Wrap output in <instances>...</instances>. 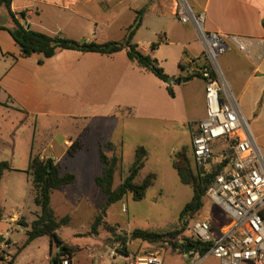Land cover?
<instances>
[{"label":"crops","instance_id":"0c3cea01","mask_svg":"<svg viewBox=\"0 0 264 264\" xmlns=\"http://www.w3.org/2000/svg\"><path fill=\"white\" fill-rule=\"evenodd\" d=\"M187 2L196 14H205L207 31L262 42L261 59L256 57V51L251 56H246L230 46L228 51L219 57L218 62L264 154V29L261 24L264 19V0ZM175 7L176 0H12L11 3V11L14 14L24 12L26 17L23 24L33 31L51 37L97 44L123 41L127 28L134 18L140 15L141 24L133 36L132 44L143 54L155 59L164 73L173 79L172 83L178 77L191 76L188 69L199 67L204 61L201 45L191 26L181 24L182 34L172 32V25L179 23L174 16ZM102 14L111 18L102 22ZM97 25H103L104 31H99ZM143 28H147L150 36L159 37L160 42L154 50L150 47L152 41H147L146 47H142L137 40L138 33ZM175 44V50L163 52L164 47ZM39 59L40 56L37 55L23 57L8 32L0 30V62L6 65L0 73V109L16 113V126L19 128L33 122L31 135L26 136L28 138L24 148L26 165H13L12 155V170L5 172L0 182L11 172L26 175L25 168L30 163L31 154L39 155L40 158L52 159L59 167L61 176L73 175V183L61 187L68 189L62 190L63 202H84L88 197L77 189L75 174L60 172V160L64 156L72 157L82 151L85 131L79 133V122L85 125L92 120L115 119L117 109L121 107L129 108L130 111V108L139 105L158 111V104L164 99L166 84L130 61L125 50L112 55L58 50L52 58L42 64L38 63ZM180 63L183 68H180ZM182 84L188 87V98L196 113L192 122L197 123L205 117L204 84L199 76ZM134 100L136 102L132 103ZM63 127L64 130L78 133V136L73 138L65 132L61 133L60 128ZM189 128L191 131L195 127ZM29 129L28 127V132ZM74 142L79 144V149L70 155L68 150ZM11 144L9 146V143H6V146L0 147V153L10 149L14 154L17 149L15 140ZM112 146L110 151L115 149V145ZM57 154L60 155L56 156ZM3 155L7 157L1 161L8 160V155ZM18 164L21 162L18 161ZM223 210L228 213L224 208ZM228 215L230 216L229 213ZM18 220L11 219L18 228H28L21 222L18 224ZM24 224L30 225L27 222ZM230 225L231 223H228L223 227L219 234ZM213 227L214 232L215 225ZM110 258L119 264L124 262L118 256Z\"/></svg>","mask_w":264,"mask_h":264},{"label":"rangeland","instance_id":"374dc122","mask_svg":"<svg viewBox=\"0 0 264 264\" xmlns=\"http://www.w3.org/2000/svg\"><path fill=\"white\" fill-rule=\"evenodd\" d=\"M109 18L111 16L106 17L102 14L100 20L103 22L104 19ZM97 27L99 31L103 29V25H97ZM172 29L174 34L175 32L182 34L183 25L175 23ZM137 40L140 41L142 47H146L147 41L157 43L159 37L150 36L147 28H143L138 33ZM176 47V44L164 47L163 52L175 50ZM5 68L6 65L0 62V73ZM182 83L183 81L178 85L170 84L174 90V99L169 97L164 89V101L159 102L158 111L138 105L136 108H130V111L135 110V112H130L129 108L121 107L117 109L115 119L92 120L85 125L79 122V133L85 131L82 151L72 157L64 156L60 160V172L62 174L74 173L77 177V189L85 193L88 199L80 203L74 201L64 203L62 190H68L64 189L67 187L56 189L51 195V205L56 218L69 217L67 225L62 226L57 231V235L62 245L72 250L70 255H66L61 246L54 242L50 243L46 236L33 240L21 249L29 227L27 229L18 228L11 219H19L18 224L19 222L30 224L39 213V209L33 201L34 192L30 175L20 172L5 175L0 182L2 213L0 233L9 231L11 234L8 248L0 254V264H52L57 256L59 259L69 258L70 264H119L114 262L109 255L110 250L122 247V244L116 241L117 236L128 237L136 229L163 232L175 228L179 222L180 211L191 199L192 189L180 183L172 167L174 155L181 149H185L192 169L194 172L201 173L192 162L189 128H194L196 125L192 122L196 113L188 98V87ZM118 101L121 100L118 99ZM135 102L134 100L132 103ZM17 116L13 111L0 109V147L6 146V143L10 146L15 140L16 152L12 154L10 149L7 150L5 153L9 158L6 161L12 166L10 159L14 155L13 165L22 167L26 165V162L24 164L26 158L24 148L28 138L26 136L31 135L33 122H28L27 125L19 128L16 126ZM84 127L85 130H83ZM60 132H65L73 138L78 136V133L64 130V127L60 128ZM107 142L115 145L114 151L101 148ZM138 146L145 148L147 155L144 168L139 172L136 180L141 181L151 173L155 175L153 185L147 189L144 198L140 201H135L131 195H128L121 201L106 204V197L94 184V178L102 173V164L99 161L100 149L107 157L114 154L119 159L112 185V189L115 190L121 178L127 175ZM3 154L0 153V161L7 157ZM18 161L21 164H18ZM25 169L28 172L29 165ZM123 207L124 211H121ZM99 215L102 220L95 231H92V225ZM202 219L208 220L212 229L215 225L214 232L217 236L220 235L223 227L232 222L228 213L217 202L208 199L205 195L202 208L194 215L186 216L182 221L186 226L178 241L182 242L183 237L190 236L191 225L196 220ZM125 247L127 254L147 250L158 251L162 256L163 264H188V260L181 255L178 249L173 250L164 243L150 245L127 240ZM202 264L218 263L212 258H207Z\"/></svg>","mask_w":264,"mask_h":264},{"label":"built area","instance_id":"2783aa9c","mask_svg":"<svg viewBox=\"0 0 264 264\" xmlns=\"http://www.w3.org/2000/svg\"><path fill=\"white\" fill-rule=\"evenodd\" d=\"M174 16L194 30L204 60L188 69L189 75L199 74L204 84L205 104V117L190 131L192 162L202 175H212L206 197L232 218L229 228L218 236L208 220H196L189 228L190 236L211 246L203 254L193 248L183 257L188 264H202L207 258L218 264H264V154L218 62L230 46L246 56L256 51L261 59L262 42L207 31L205 14H196L187 0H176ZM10 234L0 233V254L8 248ZM121 249L110 250L109 255L122 258L125 264H163L158 251L123 254ZM57 264H70V260L66 257Z\"/></svg>","mask_w":264,"mask_h":264},{"label":"trees","instance_id":"16d2710c","mask_svg":"<svg viewBox=\"0 0 264 264\" xmlns=\"http://www.w3.org/2000/svg\"><path fill=\"white\" fill-rule=\"evenodd\" d=\"M11 3L12 0H0V14L6 16L8 19L7 25L0 26V30L8 32L23 57H29L32 55L40 56L38 63L42 64L45 60L52 58L58 50H72L81 53H98L103 55H112L125 50L127 58L130 61L135 62L140 68L150 72L161 82L166 83L169 79L163 69L158 66L155 59L149 55L143 54L137 49L135 44H132L133 36L141 24L140 15L135 17L131 25L127 28L123 41L97 44L95 42H78L63 37H51L33 31L22 24L26 17L24 12L14 14L11 11ZM261 24L264 29V19ZM159 42L160 41L151 44V49L154 50ZM179 66L180 68H183L181 63ZM196 76H199V74L188 77H178L174 80V83H180L182 80L190 81ZM166 91L169 97L174 98L171 85L166 86ZM101 148L111 150L113 149V146L111 143H105ZM78 149L79 144L74 142L68 150V153L71 155ZM146 155V150L142 146L136 148L134 160L128 168L127 175L122 178L121 183L115 190H113V178L119 159L115 155L107 157L100 149L99 161L102 164L103 170L102 174L95 178L94 183L106 197V204L121 201L128 195H131L132 199L135 201H140L144 198L147 189L150 188L155 181V175L151 173L147 174L141 181L136 180L139 172L144 168ZM172 167L176 171L180 183L190 186L192 189L190 201L186 203L180 211L178 225L172 230L163 232L136 229L133 230L128 237L117 236L116 241L122 244L121 253L127 254L125 247L127 240L138 241L150 245L164 243L167 244V246H170L173 250L178 249L181 255H183V248L185 245L192 246L202 254L211 246V243L202 244L195 241L191 236L183 237L182 242H179L178 239L185 231L184 227L186 225L182 222L184 218L186 216L194 215L202 208L203 198L210 185L212 175H201L200 172H194L185 149H181L174 155ZM11 170L12 167L8 161H0V180L5 172ZM27 173L31 177L34 192L33 201L38 207L39 213L29 226L25 225L24 222H21L24 227H29V230L26 231V239L23 242L21 249H24L33 240L46 236L49 238L50 243L54 242L61 246V248L64 249V253L70 255L72 250L62 245V242L57 235V231L62 226L67 225L69 217L66 216L59 220L56 218L51 207V194L56 189L72 184L74 180L73 175L67 174L61 176L59 173V167L54 164L52 159L40 158L39 155L33 154L30 156ZM1 219L2 213L0 210V220ZM101 220L102 218L100 215L96 217L92 225V231H95ZM60 260L61 258L59 259L57 256L53 259V263L57 264Z\"/></svg>","mask_w":264,"mask_h":264},{"label":"water","instance_id":"95a60500","mask_svg":"<svg viewBox=\"0 0 264 264\" xmlns=\"http://www.w3.org/2000/svg\"><path fill=\"white\" fill-rule=\"evenodd\" d=\"M8 23V19L6 18V16L4 15H0V26H4ZM183 82H185V80H182ZM173 82V79L169 78L167 81H166V86H169L171 83ZM193 249L192 246L190 245H185L184 248H183V253L184 254H187L188 252H190L191 250ZM54 264V263H52Z\"/></svg>","mask_w":264,"mask_h":264}]
</instances>
